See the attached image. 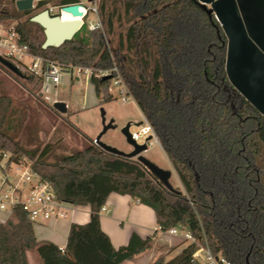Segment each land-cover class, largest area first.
<instances>
[{
    "label": "trees",
    "instance_id": "trees-1",
    "mask_svg": "<svg viewBox=\"0 0 264 264\" xmlns=\"http://www.w3.org/2000/svg\"><path fill=\"white\" fill-rule=\"evenodd\" d=\"M15 1L0 0V24L15 22L20 42L34 55L91 67L89 82L100 103L112 100L111 79L94 72L117 68L183 190L167 189L137 159L107 152L97 142L47 161L45 148L38 154L24 149L19 124L10 121L7 108L0 109V150L11 153L8 162L28 159L58 199L90 207L86 223L70 224L63 249L37 239L25 211L14 208L0 222V264H29L28 251L40 264L134 260L152 247V238L132 232L127 244L112 245L100 211L113 192L151 207L161 230L177 227L193 239L175 256L160 254L147 264H196L198 244L231 264H264V116L228 80L226 37L214 16L196 0H99L102 28L88 30L83 24L71 39L43 48V28L30 13L48 0H36L24 11ZM0 67L41 86L40 77L25 72L20 77ZM60 133L56 128L51 139Z\"/></svg>",
    "mask_w": 264,
    "mask_h": 264
},
{
    "label": "rangeland",
    "instance_id": "rangeland-1",
    "mask_svg": "<svg viewBox=\"0 0 264 264\" xmlns=\"http://www.w3.org/2000/svg\"><path fill=\"white\" fill-rule=\"evenodd\" d=\"M8 1L3 0V4L6 5ZM98 1L95 0L96 7ZM56 3L57 0H48L41 9H33L30 16L43 9H48L51 13H57L60 5ZM33 4H36V0ZM88 19L94 20L95 17L87 13L82 18L85 23ZM14 23L0 24V28L9 29ZM21 71L28 74L25 70L21 69ZM33 83L19 80L0 67V95L4 97L0 109L3 111L4 108H7V116L10 117V121L19 124L18 136L24 149L28 152L37 149L38 154L45 148L46 151L42 157L47 161H54L60 155L82 148L90 142L95 143L94 139L103 128L101 109L105 111V122L107 123L110 119H113L114 127L108 128L100 136L99 141L121 151L129 152L132 149V146L126 141L121 132L122 127L127 122H142L140 125H131L130 127L131 132H140L146 126V119L133 98L125 94L126 90H123L122 85L114 80L110 81L108 88L112 100L106 103H100V97L95 94L93 85L86 76H82L79 81L72 82L64 77L61 84L45 93L41 91L42 88L39 87V84L33 86ZM122 97H126L127 100L122 101ZM55 101L65 102L67 105L66 113H60L53 108L52 104ZM56 128L60 129L61 133L58 137L51 139ZM148 135V133L141 135L138 141H145ZM147 143L148 149L143 151L142 155L157 166L170 170L169 182L172 187L183 190L156 137L152 136L150 140H147ZM0 152L5 153L6 158L11 155L7 150H0ZM6 158H3L0 164L4 163ZM26 161L30 163L28 159ZM11 165L15 167L14 163ZM3 214L10 216L9 212ZM187 236L185 240L183 237H178V240L187 245L192 242L190 235ZM32 254L30 255L31 263L34 262L32 257H36L34 252Z\"/></svg>",
    "mask_w": 264,
    "mask_h": 264
},
{
    "label": "water",
    "instance_id": "water-1",
    "mask_svg": "<svg viewBox=\"0 0 264 264\" xmlns=\"http://www.w3.org/2000/svg\"><path fill=\"white\" fill-rule=\"evenodd\" d=\"M209 16L213 15L226 37L225 72L231 85L248 101L251 106L264 116V0H196ZM34 0H16L17 10H32ZM64 13L75 17L71 20L43 9L30 17L38 23L44 32L42 47L59 46L71 39L82 25V11L78 4L63 5ZM0 63L17 76L23 77V72L14 63L0 55ZM110 78L109 75L104 76ZM53 108L60 113H66L67 105L63 101H55ZM105 111L101 109L102 131L95 138L98 145L105 151L137 159L157 180L167 189L173 187L169 182L171 171L157 166L142 155L148 149L147 140L138 142L132 132L131 125L142 122H127L121 132L132 146L129 152L121 151L109 144L99 141L100 136L114 127L113 119L105 122Z\"/></svg>",
    "mask_w": 264,
    "mask_h": 264
},
{
    "label": "built area",
    "instance_id": "built-area-1",
    "mask_svg": "<svg viewBox=\"0 0 264 264\" xmlns=\"http://www.w3.org/2000/svg\"><path fill=\"white\" fill-rule=\"evenodd\" d=\"M71 4L79 5V9L82 11L81 20L87 13L94 15V20L88 19L86 23L82 20V25L85 23L88 30L102 28L95 0H78ZM62 6L58 7L57 12L61 16L64 14L61 10ZM0 55L14 63L20 70H25L32 76L40 77L43 93L55 89L62 83L64 77H67L71 82L79 81L82 76L89 79L93 72L91 67L61 64L30 53L27 45L20 42V36L13 26L9 29L0 28ZM94 75L96 77L109 75L111 80L122 85V89L126 90L125 94H127L126 86L115 66L107 70H97ZM121 100L126 101L127 99L122 97ZM143 130V135L148 133L155 136L147 121ZM132 134L137 141L140 139V132H132ZM94 142L96 143V139ZM6 157L5 153L0 152V161ZM9 158L10 156L6 158L4 163L0 164V212L12 214L14 208L20 207L25 211L32 224H42L50 220L65 218L71 203L58 199L53 187L31 169L26 158L19 162H8ZM13 163L15 167L11 165ZM103 209L104 206L101 207V210ZM159 229L161 228L159 227ZM178 230L179 228L173 227L167 232L176 234ZM193 260L196 264H231L221 254H213L207 244H198L193 254Z\"/></svg>",
    "mask_w": 264,
    "mask_h": 264
},
{
    "label": "crops",
    "instance_id": "crops-1",
    "mask_svg": "<svg viewBox=\"0 0 264 264\" xmlns=\"http://www.w3.org/2000/svg\"><path fill=\"white\" fill-rule=\"evenodd\" d=\"M103 206L104 209L100 211V225L115 248L127 244L132 232H136L141 238L147 236L152 238V247L149 250L140 253L134 260L119 264H147L160 254H164L165 259H169L186 246L184 242L178 240V237H183L185 240L188 237L186 232L183 233L179 229L176 234H170L159 229L153 209L127 195L110 193ZM89 212V205L71 204L65 218L33 224L35 236L39 240L52 241L63 249L70 224L86 223ZM11 215L6 216L0 212V222H4ZM30 255H33L32 251L27 252L29 264H40L37 256L32 257L34 262L31 263Z\"/></svg>",
    "mask_w": 264,
    "mask_h": 264
},
{
    "label": "bare ground",
    "instance_id": "bare-ground-1",
    "mask_svg": "<svg viewBox=\"0 0 264 264\" xmlns=\"http://www.w3.org/2000/svg\"><path fill=\"white\" fill-rule=\"evenodd\" d=\"M75 17L71 16L70 14H67V13H64L63 14V19H66V20H71V19H74ZM140 134L143 135L144 134V130L141 129L140 130Z\"/></svg>",
    "mask_w": 264,
    "mask_h": 264
},
{
    "label": "flooded vegetation",
    "instance_id": "flooded-vegetation-1",
    "mask_svg": "<svg viewBox=\"0 0 264 264\" xmlns=\"http://www.w3.org/2000/svg\"><path fill=\"white\" fill-rule=\"evenodd\" d=\"M147 137H148V136H146V138H147ZM146 138H145V139H146ZM143 142H144V141H143ZM140 143H142V142H140ZM146 143H147V141H146ZM147 145H148V143H147Z\"/></svg>",
    "mask_w": 264,
    "mask_h": 264
}]
</instances>
